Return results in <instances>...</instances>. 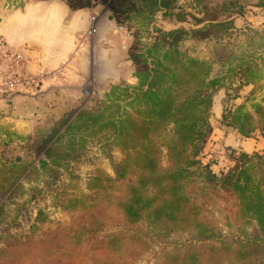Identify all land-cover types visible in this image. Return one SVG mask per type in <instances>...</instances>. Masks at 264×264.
<instances>
[{"label":"trees","instance_id":"1","mask_svg":"<svg viewBox=\"0 0 264 264\" xmlns=\"http://www.w3.org/2000/svg\"><path fill=\"white\" fill-rule=\"evenodd\" d=\"M63 1L72 10L103 4L118 26L123 27L122 17L140 15L144 9L166 14L171 6L170 0ZM202 10V16L190 15L192 25L197 27L191 33L199 39L235 29L233 18L240 16L223 17L205 4ZM176 20L185 22L186 16L177 14ZM157 35L158 41L149 47L138 49L135 44L128 47L137 83L112 86L105 101L96 103L95 109L80 110L66 128L67 134L83 139H93L104 132L122 153V159L114 166L115 176L97 169L87 184L90 193H81L74 201L82 209L90 202L86 208L92 207L98 224L102 225V218L111 216L105 208H110L108 204L119 198L111 218L123 229L95 236L92 225L80 220L75 231L78 242L95 240L100 253L107 248V242L141 239V234L146 235L141 228L145 224L154 236L181 239L175 242V258L180 251L219 249L227 251L235 264H264V258L255 259L264 247L261 187L264 182L257 181L254 172H248L247 164L244 165L247 160L251 164L249 160L255 158L264 164V154L231 151L235 166L219 174L213 172L210 164L199 160L213 132L209 117L214 95L226 87L228 78L223 80L214 75L212 61L193 57L180 49L179 43L191 37L184 27L158 31ZM258 70L256 63L243 59L229 68L240 84L258 80ZM228 82L231 85L232 79ZM230 89V96L233 92L236 96L239 84ZM242 108L239 104L231 112H223V120L245 137L255 131L264 135V101L255 104L252 112ZM73 144L70 140L63 149ZM54 150L50 159L59 165L63 158L61 154L54 155ZM59 150L61 146L56 152ZM216 200L229 207L219 206ZM215 207H221L223 212L227 210V226L238 241L223 240L222 228L210 217L217 210ZM201 242L205 243L196 245ZM8 256L9 252L0 248V258Z\"/></svg>","mask_w":264,"mask_h":264},{"label":"rangeland","instance_id":"2","mask_svg":"<svg viewBox=\"0 0 264 264\" xmlns=\"http://www.w3.org/2000/svg\"><path fill=\"white\" fill-rule=\"evenodd\" d=\"M24 1L26 0H14L8 4L21 6ZM170 2L171 6L166 14L150 13L148 9H144L140 15L122 17L125 30L118 29L124 35L128 47L135 44L138 49H144L158 41V31H168L182 26L191 37L179 43L180 49L193 57L212 61L215 76L222 77L223 80L228 78L227 82L230 79L234 81L235 74L230 72L229 68L243 59L256 63L259 69L256 79L264 77V0H170ZM204 4L223 17L240 14L233 18L234 26L236 21L238 27L235 26V29L226 32L212 33L206 39L194 36L191 31L197 27L192 25L190 15L202 16ZM139 6L143 8L141 4ZM177 14L186 16L187 22L179 23L176 20ZM126 30L131 34L129 38L125 37ZM148 62H153L151 55ZM94 85L91 83L89 90L95 89L96 94L88 96L85 93L83 101L74 103L73 111L65 115L54 113L56 99L47 105L45 111L35 107V111L30 113L31 117L26 116V111L18 112L15 116L3 107L0 110V248L9 252L7 258H0V264H235L227 256V251L219 249L180 251L179 256L175 258L177 252L174 253V247L177 238L154 236L153 231L145 224L141 228L146 235L141 234V239L131 241L125 238L111 244L107 242V248L100 253L95 248L98 246L95 240L82 244L78 242L75 231L80 220L92 225L95 236L123 229L111 218L116 200L119 198L108 204L110 208H105L107 205L104 207L111 216L103 217L102 225L98 224L92 207L86 208L90 202H86L85 208L82 209L77 206L79 202L74 201L79 194L90 193L87 184L97 169L114 177V166L122 159L120 149L110 143L108 135L104 132L93 139H83L79 135L72 137L67 134L66 128L74 121L78 109H95L96 103L105 101V94L97 93ZM233 95L234 92L229 98L231 101ZM237 102H241V99L228 102V109L225 111L223 107V112H231ZM219 103L217 99V105ZM255 104L257 102L254 98L250 99L242 111L249 110L248 108L254 111ZM23 107L27 108L26 105ZM209 121L218 132H222L223 124L230 125L222 117L216 118L212 108ZM70 140L74 144L63 149ZM208 140L198 157L199 160L204 164H210L211 160L217 163L218 171L212 169L217 174L228 172L235 166L231 151L226 149L220 151L218 147H213L215 155L211 159H204V151L212 148L209 147ZM60 146L61 150L56 152ZM243 148L251 150L248 143ZM53 150L54 155L61 154L63 158L57 163L59 165L50 159ZM258 160L250 159L251 164L247 160L244 165L247 164L248 172H254L257 181L264 182V164H260ZM25 164L26 169L23 170ZM261 187L264 192V184ZM216 201L223 208L229 207L220 200ZM221 207H215L217 210L214 209L210 217H213L212 219H215L222 228L224 241H238L237 235L231 233L227 226L229 221L225 216L228 215L227 210L223 212ZM91 234L89 233V236ZM94 248L97 254L93 251ZM263 258L264 247L256 254L255 259L258 261Z\"/></svg>","mask_w":264,"mask_h":264},{"label":"crops","instance_id":"3","mask_svg":"<svg viewBox=\"0 0 264 264\" xmlns=\"http://www.w3.org/2000/svg\"><path fill=\"white\" fill-rule=\"evenodd\" d=\"M9 1L14 0H0V45L23 49L29 71L37 73L47 68L55 73L44 79L33 92L0 96V110L3 107L15 116L26 111V116L31 117L35 107L45 111L47 105L56 99L54 113L65 115L73 111L74 103L83 101L85 93L88 96L96 94L95 89L89 90L91 83L96 85L97 93L101 95H106L114 85L137 83L128 45L107 6L97 4L72 10L63 0H26L21 6H10ZM235 26L238 27L236 21ZM89 30H92L91 34ZM237 84L239 89L232 101L241 99V102L236 105L246 107L252 98L257 103L262 102L264 77L248 84H240L237 79L231 85L226 82V87L216 91L213 98L212 111L216 118L222 117L223 107L232 102L229 99L230 88ZM25 105L27 108L23 107ZM229 126L223 124L222 132L213 129L208 140L212 148L204 151V159L215 155L213 147L220 151L264 153L263 134L255 131L245 137L234 126V129ZM247 143L251 150L243 148ZM210 166L218 171L217 163L212 160Z\"/></svg>","mask_w":264,"mask_h":264},{"label":"built area","instance_id":"4","mask_svg":"<svg viewBox=\"0 0 264 264\" xmlns=\"http://www.w3.org/2000/svg\"><path fill=\"white\" fill-rule=\"evenodd\" d=\"M118 28L125 30L123 26H118ZM91 32L92 30H89L88 33L91 34ZM130 36V32L127 31L125 37ZM54 73L47 68L37 73L29 71L28 59L23 49L11 48L5 44L0 45V96L21 91L33 92L44 79Z\"/></svg>","mask_w":264,"mask_h":264},{"label":"water","instance_id":"5","mask_svg":"<svg viewBox=\"0 0 264 264\" xmlns=\"http://www.w3.org/2000/svg\"><path fill=\"white\" fill-rule=\"evenodd\" d=\"M230 129H234L232 126H229Z\"/></svg>","mask_w":264,"mask_h":264}]
</instances>
